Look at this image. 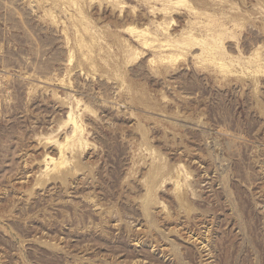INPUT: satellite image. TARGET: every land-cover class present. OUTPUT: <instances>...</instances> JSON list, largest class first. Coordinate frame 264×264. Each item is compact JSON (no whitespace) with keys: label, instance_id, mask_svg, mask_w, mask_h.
Listing matches in <instances>:
<instances>
[{"label":"rangeland","instance_id":"374dc122","mask_svg":"<svg viewBox=\"0 0 264 264\" xmlns=\"http://www.w3.org/2000/svg\"><path fill=\"white\" fill-rule=\"evenodd\" d=\"M0 264H264V0H0Z\"/></svg>","mask_w":264,"mask_h":264},{"label":"bare ground","instance_id":"6f19581e","mask_svg":"<svg viewBox=\"0 0 264 264\" xmlns=\"http://www.w3.org/2000/svg\"><path fill=\"white\" fill-rule=\"evenodd\" d=\"M166 26V25H165ZM167 27V26H166ZM158 31V30H157ZM160 34V33H159ZM183 42V41H182ZM185 43V42H184Z\"/></svg>","mask_w":264,"mask_h":264}]
</instances>
